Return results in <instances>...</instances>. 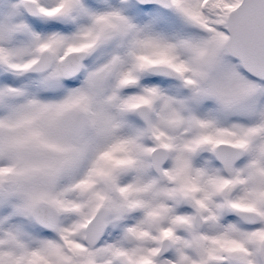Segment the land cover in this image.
I'll return each mask as SVG.
<instances>
[{
	"label": "snow or ice",
	"instance_id": "6c2138e0",
	"mask_svg": "<svg viewBox=\"0 0 264 264\" xmlns=\"http://www.w3.org/2000/svg\"><path fill=\"white\" fill-rule=\"evenodd\" d=\"M0 264H264V0H0Z\"/></svg>",
	"mask_w": 264,
	"mask_h": 264
}]
</instances>
